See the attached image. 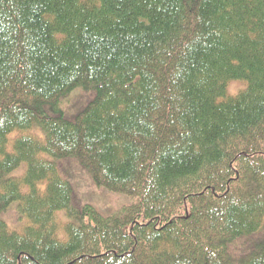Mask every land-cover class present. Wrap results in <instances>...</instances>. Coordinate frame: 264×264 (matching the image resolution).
I'll use <instances>...</instances> for the list:
<instances>
[{"label": "trees", "instance_id": "1", "mask_svg": "<svg viewBox=\"0 0 264 264\" xmlns=\"http://www.w3.org/2000/svg\"><path fill=\"white\" fill-rule=\"evenodd\" d=\"M77 87L92 100L66 119ZM43 155L131 202H74ZM12 203L0 264H264V0H0V215Z\"/></svg>", "mask_w": 264, "mask_h": 264}, {"label": "rangeland", "instance_id": "2", "mask_svg": "<svg viewBox=\"0 0 264 264\" xmlns=\"http://www.w3.org/2000/svg\"><path fill=\"white\" fill-rule=\"evenodd\" d=\"M187 4L191 2V0H185ZM245 87V83L231 82L228 85L227 92L230 96H235L239 93V90ZM93 97V93L88 91H84L82 88L77 87V89L71 91L67 97L62 99V102L58 105L60 111H62L63 116L66 119H73L82 109L89 103L91 98ZM51 113V112H50ZM37 133V132H36ZM13 138V137H11ZM46 161L53 162L58 170V174L61 177L69 182L70 186L73 188V201L76 203L88 204L94 207L101 216H109L115 211L126 207L131 202V199L128 195L118 194V193H110L104 188L98 187L93 183L90 176L86 174V172L80 168L78 164H76L73 160H53L47 155L42 156ZM26 166L21 165L16 171L11 173L9 176L17 177L25 171ZM15 203L10 204L6 211L0 215V219L5 222L9 229L14 231H19L24 224L23 220H18L15 214ZM58 218L61 221H69L67 218L63 216V212L57 213ZM58 237L62 238V233H58ZM244 247H239L238 249L241 252H246L249 249L251 243L245 241ZM238 252V251H236Z\"/></svg>", "mask_w": 264, "mask_h": 264}]
</instances>
